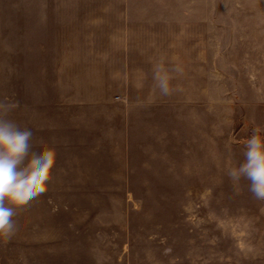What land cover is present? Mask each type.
I'll use <instances>...</instances> for the list:
<instances>
[{
	"label": "rangeland",
	"instance_id": "1",
	"mask_svg": "<svg viewBox=\"0 0 264 264\" xmlns=\"http://www.w3.org/2000/svg\"><path fill=\"white\" fill-rule=\"evenodd\" d=\"M3 99L47 125L33 203L69 217L71 264H264V201L226 176L264 136V0H0Z\"/></svg>",
	"mask_w": 264,
	"mask_h": 264
},
{
	"label": "clouds",
	"instance_id": "2",
	"mask_svg": "<svg viewBox=\"0 0 264 264\" xmlns=\"http://www.w3.org/2000/svg\"><path fill=\"white\" fill-rule=\"evenodd\" d=\"M183 72L178 64L167 67L159 61L153 67V87L161 96H170L179 90L172 80ZM17 107L8 99L0 100V237L8 238L15 234L21 214L47 192L57 163L56 149L44 146L40 135L47 128L45 121L33 115L26 124L18 123L11 118ZM41 146L43 150L37 151ZM244 149L243 160L229 165L226 176L234 187L247 181L251 196L264 201V136L258 128Z\"/></svg>",
	"mask_w": 264,
	"mask_h": 264
},
{
	"label": "crops",
	"instance_id": "3",
	"mask_svg": "<svg viewBox=\"0 0 264 264\" xmlns=\"http://www.w3.org/2000/svg\"><path fill=\"white\" fill-rule=\"evenodd\" d=\"M51 203H32L15 234L0 237V264H71V221L56 215Z\"/></svg>",
	"mask_w": 264,
	"mask_h": 264
}]
</instances>
